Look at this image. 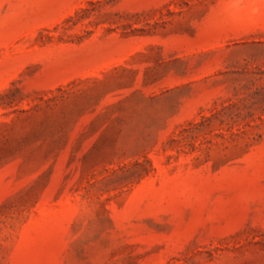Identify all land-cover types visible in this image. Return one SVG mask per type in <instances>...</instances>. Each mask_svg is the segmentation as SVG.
<instances>
[{
	"label": "rangeland",
	"instance_id": "374dc122",
	"mask_svg": "<svg viewBox=\"0 0 264 264\" xmlns=\"http://www.w3.org/2000/svg\"><path fill=\"white\" fill-rule=\"evenodd\" d=\"M0 264H264V0H0Z\"/></svg>",
	"mask_w": 264,
	"mask_h": 264
}]
</instances>
